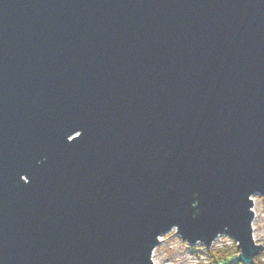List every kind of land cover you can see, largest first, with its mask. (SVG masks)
<instances>
[{"label":"water","instance_id":"95a60500","mask_svg":"<svg viewBox=\"0 0 264 264\" xmlns=\"http://www.w3.org/2000/svg\"><path fill=\"white\" fill-rule=\"evenodd\" d=\"M264 196V0H0V264H154Z\"/></svg>","mask_w":264,"mask_h":264},{"label":"rangeland","instance_id":"374dc122","mask_svg":"<svg viewBox=\"0 0 264 264\" xmlns=\"http://www.w3.org/2000/svg\"><path fill=\"white\" fill-rule=\"evenodd\" d=\"M253 202V235L255 242L264 246V196L254 195ZM159 238V245L155 249L156 264H209V252L212 249H228L235 255L240 253L233 249L234 245L237 247L236 242L225 234L220 235L210 247L199 242L189 244L175 230ZM262 262L264 264V257Z\"/></svg>","mask_w":264,"mask_h":264},{"label":"trees","instance_id":"16d2710c","mask_svg":"<svg viewBox=\"0 0 264 264\" xmlns=\"http://www.w3.org/2000/svg\"><path fill=\"white\" fill-rule=\"evenodd\" d=\"M236 253H239L236 245L233 248ZM239 255V254H238ZM228 249H212L209 252V264H243L238 261L237 256ZM264 257V249L258 257L255 258L253 264H262V258Z\"/></svg>","mask_w":264,"mask_h":264},{"label":"bare ground","instance_id":"6f19581e","mask_svg":"<svg viewBox=\"0 0 264 264\" xmlns=\"http://www.w3.org/2000/svg\"><path fill=\"white\" fill-rule=\"evenodd\" d=\"M152 260H153V263L156 264V261H155V251H154V253L152 255Z\"/></svg>","mask_w":264,"mask_h":264},{"label":"built area","instance_id":"2783aa9c","mask_svg":"<svg viewBox=\"0 0 264 264\" xmlns=\"http://www.w3.org/2000/svg\"><path fill=\"white\" fill-rule=\"evenodd\" d=\"M253 198V200H254V196L252 197ZM173 230H175L176 231V229L174 228V229H172L171 231H173ZM156 249V248H155ZM155 251V250H154ZM154 251H153V253H154Z\"/></svg>","mask_w":264,"mask_h":264}]
</instances>
